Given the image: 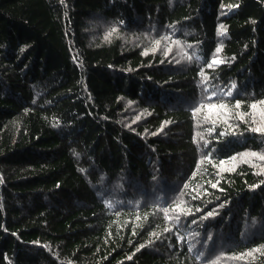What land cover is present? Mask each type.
<instances>
[{
	"label": "trees",
	"instance_id": "16d2710c",
	"mask_svg": "<svg viewBox=\"0 0 264 264\" xmlns=\"http://www.w3.org/2000/svg\"><path fill=\"white\" fill-rule=\"evenodd\" d=\"M255 114L264 0H0V264H264Z\"/></svg>",
	"mask_w": 264,
	"mask_h": 264
},
{
	"label": "snow or ice",
	"instance_id": "6c2138e0",
	"mask_svg": "<svg viewBox=\"0 0 264 264\" xmlns=\"http://www.w3.org/2000/svg\"><path fill=\"white\" fill-rule=\"evenodd\" d=\"M218 63H220V61H218V60H216V59H213L212 60V64H218ZM229 94H231V93H229ZM237 104L239 105V102H237ZM209 107H212L211 105L209 106ZM252 108H255L256 107V105L255 104H253L252 106H251ZM252 131L253 132H257V133H264V129H260V128H254V129H252ZM215 186V185H214ZM213 215V213H208V216H212Z\"/></svg>",
	"mask_w": 264,
	"mask_h": 264
},
{
	"label": "rangeland",
	"instance_id": "374dc122",
	"mask_svg": "<svg viewBox=\"0 0 264 264\" xmlns=\"http://www.w3.org/2000/svg\"><path fill=\"white\" fill-rule=\"evenodd\" d=\"M255 116L256 117H258L259 119H261V118H264L263 116L264 115H262V114H255ZM237 126H238V124H236ZM236 127V126H235ZM261 129H264V125H263V128H261ZM259 158L261 159V157L259 156ZM259 160H256V162H258ZM260 162H262V161H260ZM230 165H232V163H229ZM260 164V163H259ZM228 167H232V166H229L228 165Z\"/></svg>",
	"mask_w": 264,
	"mask_h": 264
}]
</instances>
